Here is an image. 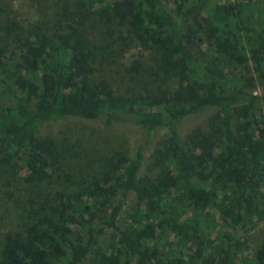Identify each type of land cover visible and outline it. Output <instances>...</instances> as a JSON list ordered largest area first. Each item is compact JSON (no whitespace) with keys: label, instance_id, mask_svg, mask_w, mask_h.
Returning a JSON list of instances; mask_svg holds the SVG:
<instances>
[{"label":"trees","instance_id":"obj_1","mask_svg":"<svg viewBox=\"0 0 264 264\" xmlns=\"http://www.w3.org/2000/svg\"><path fill=\"white\" fill-rule=\"evenodd\" d=\"M132 43L155 55L142 69ZM261 81L264 0H0V185L22 205L0 264H264ZM65 118L141 135L88 157L46 133Z\"/></svg>","mask_w":264,"mask_h":264},{"label":"rangeland","instance_id":"obj_2","mask_svg":"<svg viewBox=\"0 0 264 264\" xmlns=\"http://www.w3.org/2000/svg\"><path fill=\"white\" fill-rule=\"evenodd\" d=\"M163 3L172 11H174L176 6V0H162ZM223 1V0H222ZM226 1V0H225ZM25 11H29L25 9ZM30 12V11H29ZM92 30V29H91ZM93 31V30H92ZM94 32V31H93ZM155 55L151 52L146 51L143 47L137 45L136 43H132L128 50L124 53V64L125 66H129L130 62L134 59L140 61L141 69L144 66L150 64ZM141 74L143 75V71L140 70ZM131 73H135L132 71ZM138 77H130L129 75L115 74V79L118 83L123 87H133V84H136ZM258 85V90L261 93H264V81H261ZM172 85H175V82H172ZM202 115V114H201ZM201 115H197L194 118L188 117L182 123L183 132H187L192 126H195L201 122ZM59 126L51 127L47 126L45 128L46 133H55V137L58 139H66L69 142L79 141L82 143V147L85 149L88 157L91 155L94 157L96 156V152L98 147L109 148L110 146L115 147H122L124 150L127 148L128 152L131 150V142L132 140L137 137L139 134L141 135V129L132 127L128 124H119V125H112L110 128L107 129H100L103 127L104 121H84L79 119H71L65 118L64 120H60ZM103 125V126H101ZM165 131H159L155 134L150 146L146 149V156H150L152 152V147H155L156 143L159 142L162 137L164 136ZM43 133V131H42ZM96 151V152H95ZM86 157V156H82ZM149 162V161H148ZM72 167L75 170H78L79 163L81 161L70 160ZM19 181H21L22 176L25 177L27 175L26 168L22 167L19 170ZM12 188L14 189L16 194H23L24 186L16 181L13 182ZM23 188V190H22ZM4 187L0 185V235L8 229H20V226L17 225L19 215L22 214L21 204L13 203L8 201L4 197ZM133 205L132 196H129L126 200V203L123 206L121 215H120V223L121 225L125 223L127 219L128 212L131 211ZM206 214L208 215L207 220V227L210 232L208 233V237L214 240H221L223 233H228L224 231V228L220 226L217 221V213L214 210H207ZM264 229V225H262ZM228 231L227 229H225ZM224 231V232H222ZM222 232V233H221ZM254 233L256 236L260 234V230H255ZM239 240L238 234L235 236V240L231 241V246L234 247L235 242Z\"/></svg>","mask_w":264,"mask_h":264}]
</instances>
